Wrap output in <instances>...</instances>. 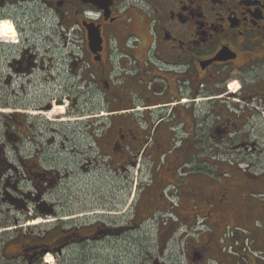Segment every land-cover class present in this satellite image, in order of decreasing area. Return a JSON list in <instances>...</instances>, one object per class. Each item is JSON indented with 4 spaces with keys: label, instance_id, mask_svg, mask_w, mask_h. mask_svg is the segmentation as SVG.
Here are the masks:
<instances>
[{
    "label": "flooded vegetation",
    "instance_id": "obj_1",
    "mask_svg": "<svg viewBox=\"0 0 264 264\" xmlns=\"http://www.w3.org/2000/svg\"><path fill=\"white\" fill-rule=\"evenodd\" d=\"M1 21L0 225L49 224L4 229L5 260L103 263L159 214L146 264H264V0H0Z\"/></svg>",
    "mask_w": 264,
    "mask_h": 264
},
{
    "label": "rangeland",
    "instance_id": "obj_2",
    "mask_svg": "<svg viewBox=\"0 0 264 264\" xmlns=\"http://www.w3.org/2000/svg\"><path fill=\"white\" fill-rule=\"evenodd\" d=\"M41 29L44 30L43 32L53 35V37L55 38L60 37V32L58 30V27H56L55 25L42 26ZM59 44L60 45L58 46V48L63 49L64 43L63 41H61V39L59 40ZM4 50H9L8 44L6 42H1L0 40V71H1V66H2L3 61H5V56L3 55ZM0 109H2V107H0ZM62 110L63 109H61L60 111ZM65 111H66V108H65ZM53 112L54 114L52 115L48 114V117L50 119H54L56 117V114L60 113L59 107L55 106V109ZM50 119L46 117L41 118L40 123L46 124L47 122H49ZM66 215H67L66 213L62 214V216H66ZM130 216H131V213H120V216H119L121 217L120 222L123 223L124 221H127L130 218ZM0 217H1V214H0ZM166 217H168V215H166ZM162 219H163L162 215L157 214L152 220L145 222L141 226V229H139V231L134 232L135 233L134 235L131 234V235L126 236L125 239H119L120 242L114 243V247L116 249L115 250L116 254L114 258L112 257L111 254H108V251L106 250L105 252V256L107 258L106 261H104L103 263L99 261L98 263H95V264H143L144 262L143 256L144 254H146V251L148 249L152 251L153 254H155V251L157 249L156 247L158 245V239H157L158 227L162 225L161 224ZM47 220L48 219L46 217L38 216V217L31 218L29 221L23 218L22 220H20L18 224H16L13 218H11L9 220L8 225H0V238L2 237V240H0V264H23L21 260L19 261L11 260L8 262L7 260L3 258L2 251H1V243L9 240L12 235V234L7 235L6 234L7 232H5L6 230L4 229H12L9 232L11 233L12 231H14V229H23L24 231L27 232L28 228H30V230L32 228V229H35L36 233L42 235L43 230H45L49 225L47 224ZM38 221H41V222L36 223ZM197 225L200 226L201 229L204 228L203 217L199 218V223ZM133 243H136V245H131ZM149 244H151L152 246H149ZM117 246L119 247L117 248ZM168 248H169L168 251L170 252L169 254L172 253L171 255H173L175 251L177 252L176 257L178 260L181 261L180 264H187L186 258H184V252H183L182 245L181 246L177 245L173 249V244L171 243L168 246ZM49 256L51 255H48L46 257L47 260ZM146 262L148 263L149 261H146ZM53 263L59 264V262H56V259H54V257H53ZM144 264L146 263L144 262Z\"/></svg>",
    "mask_w": 264,
    "mask_h": 264
},
{
    "label": "bare ground",
    "instance_id": "obj_3",
    "mask_svg": "<svg viewBox=\"0 0 264 264\" xmlns=\"http://www.w3.org/2000/svg\"><path fill=\"white\" fill-rule=\"evenodd\" d=\"M79 27V26H78ZM75 30V29H74ZM10 35V36H9ZM12 35H14V31H13V25L11 22H8V21H3L1 23V26H0V39L1 38H7V37H11ZM80 38V37H79ZM8 40V39H7ZM10 41V40H8ZM61 110V108L59 109ZM41 221H38L36 223H40ZM48 260H49V264H54L53 263V256H49L48 257Z\"/></svg>",
    "mask_w": 264,
    "mask_h": 264
},
{
    "label": "water",
    "instance_id": "obj_4",
    "mask_svg": "<svg viewBox=\"0 0 264 264\" xmlns=\"http://www.w3.org/2000/svg\"><path fill=\"white\" fill-rule=\"evenodd\" d=\"M89 33H90V38L91 42H99L101 39V33L100 31L96 28L89 27ZM49 214V213H47Z\"/></svg>",
    "mask_w": 264,
    "mask_h": 264
},
{
    "label": "trees",
    "instance_id": "obj_5",
    "mask_svg": "<svg viewBox=\"0 0 264 264\" xmlns=\"http://www.w3.org/2000/svg\"><path fill=\"white\" fill-rule=\"evenodd\" d=\"M4 256V255H3ZM6 259V256L4 257Z\"/></svg>",
    "mask_w": 264,
    "mask_h": 264
}]
</instances>
